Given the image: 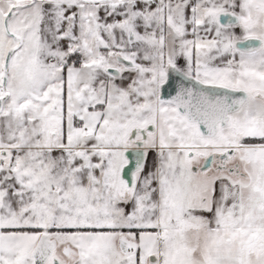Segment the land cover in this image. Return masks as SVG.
Wrapping results in <instances>:
<instances>
[{
	"label": "snow or ice",
	"instance_id": "1",
	"mask_svg": "<svg viewBox=\"0 0 264 264\" xmlns=\"http://www.w3.org/2000/svg\"><path fill=\"white\" fill-rule=\"evenodd\" d=\"M0 264H264V0H0Z\"/></svg>",
	"mask_w": 264,
	"mask_h": 264
}]
</instances>
